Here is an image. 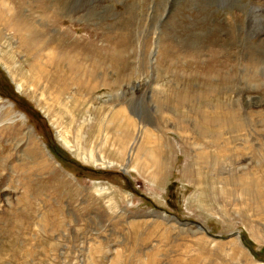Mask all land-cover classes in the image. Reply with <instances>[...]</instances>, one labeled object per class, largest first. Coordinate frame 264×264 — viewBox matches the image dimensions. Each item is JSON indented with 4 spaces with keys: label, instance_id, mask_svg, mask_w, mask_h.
<instances>
[{
    "label": "rangeland",
    "instance_id": "obj_1",
    "mask_svg": "<svg viewBox=\"0 0 264 264\" xmlns=\"http://www.w3.org/2000/svg\"><path fill=\"white\" fill-rule=\"evenodd\" d=\"M0 264H264V0H0Z\"/></svg>",
    "mask_w": 264,
    "mask_h": 264
},
{
    "label": "bare ground",
    "instance_id": "obj_2",
    "mask_svg": "<svg viewBox=\"0 0 264 264\" xmlns=\"http://www.w3.org/2000/svg\"><path fill=\"white\" fill-rule=\"evenodd\" d=\"M5 5L6 4H8V3H4ZM9 5V4H8ZM7 5V6H8ZM9 8V7H8ZM9 10H10V8H9ZM257 24V23H256ZM257 27V26H256ZM20 30V29H19ZM19 37L22 39V38H24V36L23 35H19ZM37 49V48H36ZM26 52H27V54L29 55V54H31V55H33V56H35L36 54H37V52L39 51L40 53H42V51H41V48H39V49H37V51L33 54L30 50H27V49H24ZM35 60H37L36 58H35ZM110 164H112V163H110ZM174 219H176L177 221H179L180 223H183V221H180V220H178L177 218H174ZM183 224H187V223H183Z\"/></svg>",
    "mask_w": 264,
    "mask_h": 264
},
{
    "label": "water",
    "instance_id": "obj_3",
    "mask_svg": "<svg viewBox=\"0 0 264 264\" xmlns=\"http://www.w3.org/2000/svg\"><path fill=\"white\" fill-rule=\"evenodd\" d=\"M192 223H194L196 226H198L199 228L203 229V225L200 224L199 222L196 221H191ZM183 223H187V222H183Z\"/></svg>",
    "mask_w": 264,
    "mask_h": 264
}]
</instances>
